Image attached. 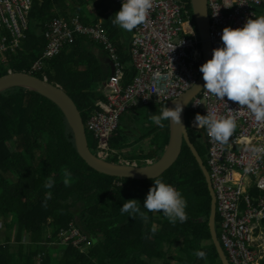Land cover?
Masks as SVG:
<instances>
[{
	"label": "trees",
	"instance_id": "trees-1",
	"mask_svg": "<svg viewBox=\"0 0 264 264\" xmlns=\"http://www.w3.org/2000/svg\"><path fill=\"white\" fill-rule=\"evenodd\" d=\"M188 6L192 11L191 0ZM30 39L34 40L31 35ZM75 44L50 59L48 67L35 75L42 79L49 75V65L58 74L63 68L71 75L79 74L72 70L80 62L74 60L76 50L67 52ZM21 50L9 54V66L0 65V77L9 69L34 75L31 68L38 54L27 56ZM91 74L97 75L95 71ZM79 76L82 85L76 80V85L70 82L65 90L86 125L96 110L97 96L82 93V89L95 79ZM191 114L195 113L188 109V123ZM87 136L95 153V139L91 133ZM163 136L154 140L157 147L144 157L161 158L169 141L166 134ZM199 137L200 133L191 132L192 143L207 164L203 156L207 148ZM111 142L117 146L119 139ZM64 168L72 173L68 186L63 183ZM158 178L186 199V222L173 224L162 212L143 208L153 179L120 178L90 167L79 155L73 130L54 102L25 88L0 93V242L4 240L0 243V264H223L209 227L212 198L208 183L187 143L177 162ZM50 179L55 184L48 189L45 185ZM127 199H138L147 219L140 214L134 218L122 214L120 209ZM72 224L81 230L74 239L84 235L77 248L73 241H63L62 230L71 231L68 227ZM24 238L28 244L22 243ZM81 248L87 249L86 253ZM197 252L205 256L198 257ZM257 264H264V259Z\"/></svg>",
	"mask_w": 264,
	"mask_h": 264
},
{
	"label": "built area",
	"instance_id": "built-area-1",
	"mask_svg": "<svg viewBox=\"0 0 264 264\" xmlns=\"http://www.w3.org/2000/svg\"><path fill=\"white\" fill-rule=\"evenodd\" d=\"M114 1L122 6L121 0ZM226 2L233 6L224 7ZM207 3L211 56L212 50L222 43L225 26L241 27L253 13L264 14V0H207ZM33 6L34 0H0V62L22 49ZM192 12L187 0H152L146 23L133 29L131 52L138 74L127 86H123L116 47L102 27L85 25L80 17L71 22L55 18L49 23L46 52L35 62L33 71L41 70L45 59L58 56L77 35L102 45L115 60V72L107 80L106 101L98 102L97 111L86 124L97 139L95 152L101 158L114 159L110 155L114 150L111 140L124 113L172 101L198 84L204 55L199 33L192 24ZM191 108L195 113L193 123L196 114L204 115L207 109L236 118L237 128L227 143L206 136L207 164L221 223L219 237L227 257L231 264H257L264 259V123H257L249 110L237 102L227 97L225 101L218 99L204 88L191 100ZM254 148L262 150L253 152ZM118 160L133 163L122 157ZM64 234L75 237L79 232L75 229Z\"/></svg>",
	"mask_w": 264,
	"mask_h": 264
},
{
	"label": "clouds",
	"instance_id": "clouds-1",
	"mask_svg": "<svg viewBox=\"0 0 264 264\" xmlns=\"http://www.w3.org/2000/svg\"><path fill=\"white\" fill-rule=\"evenodd\" d=\"M122 6L115 13L112 23L120 29L131 32L139 25L146 23L152 0H121ZM224 7L230 8L233 3L226 2ZM221 45L212 50V56L200 65L205 84L203 88L211 95L225 101L237 102L247 108L257 123H264V14L248 18L241 27L225 26L221 34ZM184 104L175 102L173 108L164 106L158 114L150 116V120L163 128L164 122L182 124L181 113ZM195 127L205 130V136L219 143H227L237 128L236 118L232 115L218 114L207 109L206 114L197 113ZM186 128L185 126H183ZM262 149L254 148L253 152ZM63 183L68 186L72 173L63 169ZM153 185L149 188L143 201V208L148 212H162L170 223H184L187 201L182 193L173 185L150 175ZM55 181L48 180V189L54 187ZM138 199H127L123 203L121 213L130 217L140 214ZM198 257H204V252H197Z\"/></svg>",
	"mask_w": 264,
	"mask_h": 264
},
{
	"label": "crops",
	"instance_id": "crops-1",
	"mask_svg": "<svg viewBox=\"0 0 264 264\" xmlns=\"http://www.w3.org/2000/svg\"><path fill=\"white\" fill-rule=\"evenodd\" d=\"M82 6H84L87 9L82 8ZM120 8L121 6L118 5L114 0H34V12L32 11L29 15V22H28L29 26L26 31V38L25 40L22 41V50H21V52H23V54L27 56L34 53L38 54V58L36 59V61H34L32 65L31 72L35 75L36 73L43 71L44 68L48 67L47 65L48 61L52 59V58L45 59L43 68L39 71H33V66L35 62L43 58L46 52V48H47L46 31L49 23H51V21L55 18H62L68 22H71L72 19L80 17L82 23H84L85 25H92V26L99 25L108 33L109 37L111 38V40L113 41L116 47V55L118 58V62L121 63V68L124 76L123 86L130 85L138 74V71L133 62V56L131 52V40H132L133 30L131 32H127L125 30L120 29L118 26L112 23V20L115 17V13L119 11ZM90 18H93L94 20H90ZM0 34H1V30H0ZM30 35L34 38V40L33 39L29 40ZM7 36L11 38L10 35ZM84 37L89 39L87 36L77 35L75 41L72 42L71 44L66 45L63 48L62 52L66 48L77 43L78 42L77 39L80 38L78 39L80 41L77 44H75L73 47L69 48L67 52H71L72 49L76 50V55L74 57V60L75 59L80 60L79 65L75 64L72 67V70L74 72H78L82 76L92 75L91 79H95L94 82H88V84H90L89 87L82 89V93L85 92L91 96H97L95 99V108H96L98 102L106 101L107 80L112 75V73L115 72V67H116L115 60L110 57V55L104 50L102 45L92 40L91 42L89 41L90 39L85 40ZM3 60L5 61L2 62ZM2 61L0 62V65L1 64L2 66H6L8 64L10 65L9 55L2 58ZM70 63H72V61ZM49 69H50L49 75L45 74L44 78L48 81L49 79H53L52 82L55 83L56 85L61 86L64 90L67 88V86H71L70 82L71 84L76 85V83H74L76 82V80H80L81 83L79 85L80 86L82 85L83 78L79 76V74L71 75L69 73H66L65 68L61 69L60 74H58L55 72V69L51 70L50 65H49ZM93 71H95L97 75L91 74ZM15 88H22V87H15ZM11 90H13V88L7 89L3 92L11 91ZM154 104L155 105L150 104L144 107L146 109L155 107L153 110L150 109L148 111V114H146L147 118H150L151 115L158 114L160 109L163 108L164 106L167 105L169 106V102H164L160 104L154 103ZM138 109L139 107L129 110L127 112L131 113L133 111H137ZM188 109L192 110L191 101L187 107V110ZM96 111L97 110H95V112ZM129 115L130 116L126 118L125 124L127 125L128 128L125 131L121 130L122 122L120 121V125L116 132V135L112 138L114 139L115 137H117V139H119V142L116 144L117 146H113L111 142L112 148L114 150H122L121 151L122 153L120 154L125 161L137 162L136 160L139 158L141 159V161L142 160L143 161L141 164L137 163L138 165H147L148 163L146 164L145 161H150V160L152 161V163H154L155 161H157V159H152V158L155 157H151V159H147V157L146 156L144 157V155L150 153L153 147L155 148L157 147L156 144H154V140L156 138L166 134L167 138L170 140L171 122H167V121L164 122L165 126L163 128L153 123L151 124L150 127L141 131L138 125L135 123L137 119L141 118V114H129ZM193 116L191 117L192 122H193ZM199 130L202 132L204 136L203 144L207 148L205 130L204 129H199ZM91 135L95 139L94 147H96L97 139L93 133H91ZM132 137L134 138L132 140L133 142L130 141ZM130 146L136 147L138 149V152H134L135 155H133L134 154L133 152H127V151L125 152L126 148ZM148 146H149V151H146L145 149ZM166 149L164 150L163 153H165ZM113 158L114 160H118L117 157L116 158L113 157ZM207 158H208V154H207ZM130 159H132V161ZM115 163H121V162L117 161Z\"/></svg>",
	"mask_w": 264,
	"mask_h": 264
},
{
	"label": "water",
	"instance_id": "water-1",
	"mask_svg": "<svg viewBox=\"0 0 264 264\" xmlns=\"http://www.w3.org/2000/svg\"><path fill=\"white\" fill-rule=\"evenodd\" d=\"M191 3L196 28L202 42L205 62L211 58V34L208 3L207 0H191ZM204 84L205 81L203 80V74H201L198 84L193 89L183 94L181 97L169 102L168 107L170 108L175 106V102L184 104L183 111L181 113V121L183 125L175 123L171 124V137L165 153L159 160L154 163H148L147 165H138L136 162L115 163L108 160L106 161V159H103L95 154L96 152L94 153L89 147L86 125L77 104L61 86L56 85L53 82H49L46 79H42L25 72L12 71L7 75L0 77V93L10 88L22 87L28 90L36 91L54 102L61 109L73 130L79 155L90 167L110 176L132 178L136 180H150L152 179L150 178V175H154V179L158 178L177 162L181 156L184 141L187 142L198 164L204 172L211 194L212 203L209 225L212 241L217 248L222 263L230 264L222 243L218 238V233L216 232V196L211 184L209 170L197 148L192 143L186 126L187 107L193 97L203 89Z\"/></svg>",
	"mask_w": 264,
	"mask_h": 264
},
{
	"label": "rangeland",
	"instance_id": "rangeland-1",
	"mask_svg": "<svg viewBox=\"0 0 264 264\" xmlns=\"http://www.w3.org/2000/svg\"><path fill=\"white\" fill-rule=\"evenodd\" d=\"M189 1L190 0H187V5H189ZM82 8H85L84 6H82ZM85 9H87V8H85ZM193 10V9H192ZM87 15H88V13H87ZM90 20H94L93 18H90ZM192 24H193V26H194V28L196 27V23H195V20H194V17H193V20H192ZM197 30V28H195V31ZM9 71H12V70H9ZM112 75H113V73H112ZM45 79V78H44ZM170 102V101H169ZM153 105H155V104H153ZM168 106V105H167ZM144 107H146V106H142V107H139V109L137 110V111H133V112H131V113H125V114H123L124 116L121 118V122H122V124H121V130H123V131H125L128 127H127V125L125 124V122H126V118H128V116H130L129 114H141V118L140 119H137L136 121H135V123L138 125V127H139V129L141 130V131H143V130H145V129H147L148 127H150L151 126V124H153V122L150 120V118H147L146 117V114H148V111L151 109V110H153L155 107H152V108H149V109H146V108H144ZM142 114H143V116H142ZM191 115H194V114H191ZM86 130H87V133L89 132V130L86 128ZM147 138V137H146ZM134 138L132 137L131 139H130V141H132ZM133 142V141H132ZM96 146H97V144H96ZM133 146H136V145H133ZM203 146L205 147V145L203 144ZM203 147V148H204ZM146 151H149V146L148 147H146V149H145ZM122 150H113L111 153H110V155L111 156H113V157H117V158H120L121 157V154L120 153H122L121 152ZM138 152V149L136 148V147H132V146H130V147H128V148H126V150H125V152ZM204 159L207 161V149H206V151H205V148H204ZM164 154V153H163ZM162 154V155H163ZM133 155H135V153L133 154ZM103 158V157H102ZM105 159V158H104ZM107 160L108 161H111V162H113V160L110 158V157H107ZM106 160V161H107ZM131 161H132V159H130ZM137 162L136 163H139V164H141L142 163V161H141V159H137L136 160ZM121 162V161H120ZM147 164V163H146ZM206 166H207V168H208V164H206ZM208 170H209V168H208ZM212 184V183H211ZM213 187V186H212ZM216 196V195H215ZM201 200H199V202H200ZM212 203V202H211ZM210 215H211V213H210ZM216 232L217 233H219V230H221V223H220V218L218 217V214H217V205H216ZM4 225V224H3ZM209 227H210V225H209ZM68 229L69 230H77L79 233H81V230L79 229V228H77V226L76 225H74V224H72V226H69L68 227ZM64 233L65 232H67L66 230H62ZM218 235V238H219V240H220V242H221V239H220V237H219V234H217ZM63 236V241L64 242H68V243H70V241H73L72 242V245L75 247L76 245H79V243L81 242V240L82 239H84V235L82 234V236L79 238V239H74L71 235H66V234H64V235H62ZM212 236V235H211ZM2 238V237H1ZM1 238H0V240H1ZM2 243H4V240L3 241H1ZM0 242V243H1ZM22 243H24V244H28V241H27V239L26 238H24L23 240H22ZM67 244V243H66ZM71 244V243H70ZM55 246H57L56 244H54ZM76 248H77V246H76ZM224 249V248H223ZM81 250L83 251V252H85L86 253V250L87 249H84V248H81ZM227 256H228V254L227 253H225ZM227 259H228V262L230 263V258L229 257H227ZM231 264V263H230Z\"/></svg>",
	"mask_w": 264,
	"mask_h": 264
},
{
	"label": "flooded vegetation",
	"instance_id": "flooded-vegetation-1",
	"mask_svg": "<svg viewBox=\"0 0 264 264\" xmlns=\"http://www.w3.org/2000/svg\"><path fill=\"white\" fill-rule=\"evenodd\" d=\"M188 123V121H186V126H187V130H188V134H189V137H190V139H191V132L193 133V131H195V132H198V133H200V137L198 138V139H200L199 141H200V143L202 142V144H203V134H202V132L199 130V129H197V127H195V125H194V123L192 122V119L190 118V120H189V123ZM192 141V140H191ZM184 143H187V142H185L184 141ZM204 161V160H203ZM206 165V164H205Z\"/></svg>",
	"mask_w": 264,
	"mask_h": 264
}]
</instances>
